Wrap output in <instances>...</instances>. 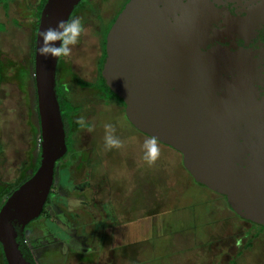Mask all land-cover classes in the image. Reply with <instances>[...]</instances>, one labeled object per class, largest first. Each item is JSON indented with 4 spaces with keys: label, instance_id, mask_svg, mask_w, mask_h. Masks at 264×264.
Masks as SVG:
<instances>
[{
    "label": "water",
    "instance_id": "water-1",
    "mask_svg": "<svg viewBox=\"0 0 264 264\" xmlns=\"http://www.w3.org/2000/svg\"><path fill=\"white\" fill-rule=\"evenodd\" d=\"M1 1V0H0ZM81 0H45L36 30L40 126L36 172L0 209L6 264H36L25 240L67 154L56 89L58 59L40 33ZM100 74L132 128L182 157L195 184L240 219L264 228V0H129L106 35Z\"/></svg>",
    "mask_w": 264,
    "mask_h": 264
},
{
    "label": "rangeland",
    "instance_id": "rangeland-1",
    "mask_svg": "<svg viewBox=\"0 0 264 264\" xmlns=\"http://www.w3.org/2000/svg\"><path fill=\"white\" fill-rule=\"evenodd\" d=\"M41 1L9 0L6 6L0 5V209L35 173L40 150L34 52ZM122 1L81 0L77 5L70 18L79 17L85 31L72 46L71 55L59 57L56 84L64 88L66 99L74 105H85L77 120L84 117L88 126H81L74 118L70 131H78L76 137L84 141L85 149L97 145V159L101 157L105 169L114 173V190L124 194L134 214L145 218L144 233L130 235L136 227H129L125 264H264L263 234L241 221L221 196L195 184L174 150L158 143L160 156L148 164L143 159L147 137L128 124L119 105L112 99L99 100L94 88L78 85L79 80L94 82L102 25L110 22ZM106 124L114 127L123 147L106 148ZM84 128L87 130L82 131ZM96 162L89 161L91 176L103 169L98 170ZM121 170L129 174L125 179ZM61 183L56 181L51 191L55 189L54 196H62L73 208L79 198L60 190ZM58 201L55 198L48 203L52 217L45 211L26 228L28 250L36 264H80L81 258L89 261L88 226L84 235L74 212L61 210ZM78 248L87 253L81 254ZM229 252H237V256H228ZM4 261L0 247V264ZM102 262L106 264V260Z\"/></svg>",
    "mask_w": 264,
    "mask_h": 264
},
{
    "label": "flooded vegetation",
    "instance_id": "flooded-vegetation-1",
    "mask_svg": "<svg viewBox=\"0 0 264 264\" xmlns=\"http://www.w3.org/2000/svg\"><path fill=\"white\" fill-rule=\"evenodd\" d=\"M96 79H97V76L95 77V79L93 81H96ZM56 87H59V86H57V84H56ZM99 94H102V93H99ZM85 130H87V129L84 128L82 131H85ZM79 131H80V129H79ZM76 132H78V131H75L74 133L71 132L72 133V135L70 136L71 144L69 145V149H68V145H67L66 156L64 158H62V160L57 162L55 165L52 188L55 186L56 181L61 180L62 181V183H61L62 188H60V190L62 189V191L74 194V199L79 198V200H77L73 204V208H72L71 204L69 202H65L62 200L63 199L62 196H59V195L54 196V192H55V189H54L53 193H52V191L50 192L49 199L46 202L41 214L44 213L45 211H48L49 216L52 217L54 212H52L50 210V206L48 205V203L50 201H52L53 199L57 198L59 200L58 206L61 207V210H64V212H66V211L74 212V214H73L75 216L74 219L76 221L79 220L80 222L84 221V223H85L84 228H86V222L85 221L88 218H90V220H92V222H94L95 225L93 226V232L91 233V236L94 239L100 235L101 230L104 231V229H105L104 226H100L98 228V225H96V223H95V221H97L96 218L101 213H103L100 210V207L105 205V204H102V202H104V201L99 200V195H101L102 189L100 187H98L97 179H98V176L101 175V174H99L101 171L98 173H95L93 171V175L91 176V173H92L91 171L93 168L89 165V161L91 159L97 160V156H98L97 153H98L99 148L96 145V147L93 146V148H91V149H85L84 148L85 145L83 144L84 141H82V140L79 141L80 139H78L76 137L77 136ZM65 138L67 141L68 140L67 137H65ZM93 156H95V157H93ZM66 181H67V183H66ZM58 194H59V192H58ZM55 206H56V204H55ZM90 210H91V212H90ZM88 212H90V215ZM243 222L245 224L253 227V229H255L257 233L263 234V236H264V233L262 232L261 229H259V227L257 225L251 224L247 221H243ZM100 224H102V222ZM108 229H109L108 232H110L111 231L110 227ZM108 232L106 231V233H108ZM25 238H26V234H25ZM234 242H236V241H234ZM78 249H80V252H82L81 254L85 255V253H87L86 249H82V248H78ZM237 251H239V250H237ZM231 254H232V257L237 256V252H235V254L229 252L227 255L231 256ZM238 255H239V253H238ZM68 264H70V263H68Z\"/></svg>",
    "mask_w": 264,
    "mask_h": 264
},
{
    "label": "crops",
    "instance_id": "crops-1",
    "mask_svg": "<svg viewBox=\"0 0 264 264\" xmlns=\"http://www.w3.org/2000/svg\"><path fill=\"white\" fill-rule=\"evenodd\" d=\"M101 161V157L100 160L97 159L96 163L99 164L97 169L100 170L103 166V169L99 174H101L102 172L105 174H101L100 176H98L97 181L98 187L102 189V193L101 195H99V200L104 201L102 202V204L105 205L100 207V210L103 213H101L99 216L97 215L98 217L96 218L97 221H95V223L96 225H98V228L100 226H104L105 229L104 231L101 230L100 235L93 239L91 233L93 232V226L95 224L94 222H92V220H90V218L85 221L86 228L88 226L90 230L89 248L91 249V251L88 253V255L91 259L89 260V262L88 260L81 258L80 264H105L104 262H102V260H106V264H125V260H128L125 247L128 241L127 239L129 236V227L132 228L131 225L136 227L134 231L130 232V235L132 233L139 234L141 231L144 233L143 230L145 225V218L142 217L140 213H138L137 215L134 214L135 209L130 210L129 207H127L125 198H123L124 194H122L121 191L118 193L116 189L114 190V188L116 187V183L111 180L114 179L112 178V176H114V173L110 174L105 169V166L103 163H101ZM120 172L124 173V171L122 170ZM124 174L125 179L129 174ZM109 181L111 184H109ZM115 198L118 201H115ZM124 204L126 205V207H122V205ZM90 212H88L89 215ZM101 222L102 224H100ZM83 223L84 221L80 222V225L83 229L82 232L85 235L87 229L84 228L85 223ZM109 227L111 229L110 232H108ZM115 227L121 229V231H119V229L117 231L114 230ZM138 227H142L143 229ZM106 231L108 233H106ZM85 261H87V263H85Z\"/></svg>",
    "mask_w": 264,
    "mask_h": 264
},
{
    "label": "clouds",
    "instance_id": "clouds-1",
    "mask_svg": "<svg viewBox=\"0 0 264 264\" xmlns=\"http://www.w3.org/2000/svg\"><path fill=\"white\" fill-rule=\"evenodd\" d=\"M85 29L82 20L70 18L66 21H59L56 27L49 26L40 33L42 37V46L38 49L39 54L46 59L51 57L57 59L59 57H68L71 55L72 46L79 42V39ZM77 123L85 126L84 117H80ZM105 146L108 149L121 148L123 142L114 135L115 129L111 124L105 126ZM91 131V129H89ZM144 156L143 159L148 164H154L160 156V147L157 137L153 136L145 139L143 143Z\"/></svg>",
    "mask_w": 264,
    "mask_h": 264
},
{
    "label": "trees",
    "instance_id": "trees-1",
    "mask_svg": "<svg viewBox=\"0 0 264 264\" xmlns=\"http://www.w3.org/2000/svg\"><path fill=\"white\" fill-rule=\"evenodd\" d=\"M9 0H1L0 1V5H4L6 6L7 3H8ZM129 0H123L122 1V4L119 5L116 13L114 14L113 18L110 20V22L106 23L105 25H102V28H101V34H100V40H101V54H100V59H99V62H98V68L97 69V79L96 81L94 82H85V81H81L79 80L78 81V85L81 87V88H94L96 89L99 93H102V94H98L97 95V98L101 101H103L104 99H112L116 104L119 105V107L121 108L123 114L125 115L124 113V103L122 102V100H120L119 98H117L113 93H111L108 88L105 86V83L101 77V74H100V64H101V61L102 59L104 58L105 56V42H106V35H107V32L109 31L110 27L112 26V24L114 23L116 17L118 16V14L122 11V9L124 8V6L126 5V3L128 2ZM45 4V0H42L41 1V4H40V7H39V12H38V17L40 16V12L43 8ZM57 89V94H58V99H59V105H60V109H61V115H62V119H63V124H64V131H65V137L68 136V141H66V144L69 146L71 144L70 142V136L72 135V133L70 132V125H72V121L73 119L75 118L77 120L79 114H84V111H83V107L85 106L84 104H81V105H74L71 100L69 99H66V94H64V88L62 89L61 87H56ZM87 111V110H86ZM126 118V117H125ZM127 120V119H126ZM128 122V121H127ZM128 124L130 125V123L128 122ZM88 126V125H86ZM85 126V127H86ZM131 126V125H130ZM84 127V126H83ZM75 132V131H74ZM77 133V132H76ZM146 137V136H145ZM148 138V137H147ZM41 139V138H40ZM160 144V143H159ZM163 145V144H162ZM171 149V148H170ZM175 153H178V152H175ZM179 154V153H178ZM180 155V154H179ZM181 157V155H180ZM182 158V157H181ZM38 159H40V150H39V154H38ZM37 160V165H36V169H35V172L36 170L38 169V166H39V160ZM181 165H182V162H181ZM183 167V166H182ZM184 169V168H183ZM221 198H223L221 196ZM225 200V198H223ZM226 202V201H225ZM226 204V203H225ZM227 205V204H226ZM227 207V206H226ZM236 215V214H235ZM237 216V215H236ZM238 217V216H237ZM239 218V217H238ZM240 219V218H239ZM241 221H244L242 219H240ZM259 229L262 230V232L264 233V228L263 227H260L258 226ZM4 264H6V262L4 261Z\"/></svg>",
    "mask_w": 264,
    "mask_h": 264
},
{
    "label": "built area",
    "instance_id": "built-area-1",
    "mask_svg": "<svg viewBox=\"0 0 264 264\" xmlns=\"http://www.w3.org/2000/svg\"><path fill=\"white\" fill-rule=\"evenodd\" d=\"M40 144H41V139H39V144H38L39 148H40Z\"/></svg>",
    "mask_w": 264,
    "mask_h": 264
}]
</instances>
